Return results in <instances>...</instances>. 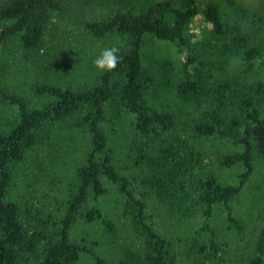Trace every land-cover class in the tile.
<instances>
[{
  "label": "trees",
  "instance_id": "obj_1",
  "mask_svg": "<svg viewBox=\"0 0 264 264\" xmlns=\"http://www.w3.org/2000/svg\"><path fill=\"white\" fill-rule=\"evenodd\" d=\"M73 1L11 0L0 8V52L5 42L14 40L25 57L36 52L55 71L69 72L72 51L56 44L46 46V37L56 19L70 14ZM242 1L145 0L139 10L115 7L107 14L88 16L80 33L99 50L98 55L106 48L119 49L122 59L115 70H97L90 84L39 83L35 93L49 102L37 107L0 86V101L5 104L0 109V264H18L24 252L37 255L35 264H77L84 253L72 235L79 221L101 222L107 231L118 230L101 207L102 198L112 189L125 199L124 226L142 244L138 249L126 239L121 264H175L171 240L148 221L151 196L178 208L190 205L191 215L201 212L208 228L215 208L223 206L229 221L242 231L233 202L253 175L256 162L264 160V77L246 84L220 80L219 76L211 80L201 73L208 47L223 52L227 63L239 66L241 75L256 68L264 72L263 38L258 31L252 26L245 32L236 30L223 16L221 4L235 7ZM251 2L264 13V0ZM148 35L184 54L185 75L176 92L195 107L185 126L192 137L177 138L182 124L177 114L151 101L156 78L144 66ZM7 62L8 66L0 65V74H6L8 67L17 68L12 57ZM190 138H219L235 146L221 154L220 162L241 169L238 182H221L207 171L202 165L203 153ZM57 139L60 146L67 145V151L58 149L67 155L74 150L77 158L66 178V191L52 197L54 209L46 220L50 229L40 248L22 221L24 204H29L26 175L30 169H46V157L54 155ZM124 152L135 165L147 169L143 189L133 187L134 178L120 157ZM256 240L251 260L261 264L264 226ZM195 249L215 263L221 246L213 234L209 241H194L191 250ZM97 264H107V260L98 258Z\"/></svg>",
  "mask_w": 264,
  "mask_h": 264
},
{
  "label": "rangeland",
  "instance_id": "obj_2",
  "mask_svg": "<svg viewBox=\"0 0 264 264\" xmlns=\"http://www.w3.org/2000/svg\"><path fill=\"white\" fill-rule=\"evenodd\" d=\"M10 1L0 0V8ZM139 1H73L70 14L67 15L66 19H56L46 37V46L51 47L56 44L60 48L72 51L73 57L68 60L69 72L55 71L49 62L36 52H32L28 58L25 57L22 54V48L14 40L5 42L0 52V65L2 67L8 66L7 59L12 57L16 60L17 68L10 70L8 67L5 71L6 74H0V86L23 96L31 107H37L49 102L47 98L35 93L34 88L39 83L62 86L92 83L97 72L93 62L100 55H98L99 50L92 48L88 39L81 35L82 23L88 16H101L115 7L139 10V7L144 6L145 0H141L142 3ZM221 9L225 21L233 24L236 30L242 29L241 31H244L246 28L254 27L258 31L257 34L263 38L262 43L264 45V29L262 28L264 26V13L259 12L251 0H243L235 7L221 4ZM260 17H262V21L259 20ZM258 27L261 30L257 29ZM200 30L199 27L196 32H200ZM144 52L145 70L149 75L156 78L151 101L155 105L169 108L177 114L179 123H182L176 133L177 138L192 137L185 126L195 107L188 104L176 92L179 80L185 75L184 54L172 44L151 35L145 38ZM6 54L9 57H6ZM204 61L205 65H203L201 73L203 72L207 77L211 76L209 78L211 80H216V76H219L220 80L232 79L233 82L251 84L264 77V72L261 69L258 70L259 68L254 71L247 70L246 74L241 75L239 66L233 65L232 62L227 63V56L223 52L210 47L206 51ZM240 77H243L244 81L235 80ZM3 107L5 104L0 101V109ZM57 140L59 143L56 145L54 155L46 157L48 162L46 169L44 171L30 169L26 175L29 180V182H25L28 183L26 188L29 204H24L22 221L29 232V236L38 239L40 248L47 241L44 236H47L50 229L46 220L51 214V210L54 209L51 206L52 197L57 192L66 191L68 185L66 178L69 177L72 171L70 168L73 162L75 164L74 160L77 158L74 150L68 151L70 154L67 155L66 152L58 149L60 140ZM189 141L203 153L202 165L207 171L212 172L221 182L232 184L238 182L241 169L238 167L227 168L220 162L221 154L235 150V146L225 143L219 138L205 140L190 138ZM60 147L67 151V145ZM63 155L64 159L62 158ZM120 157L128 165L126 168L128 175L134 178L133 187L137 186L143 189V180L147 169L135 165L134 159L131 160L125 152ZM53 177L54 181L52 180ZM51 187H54L55 191H51ZM233 206L235 216L242 226L241 232L237 230L238 226L229 221L223 206L215 208L214 216L209 222L210 228L203 225L204 217L201 212L191 215L193 210L190 205L181 204V207L178 208L177 205L161 201L155 196L148 198L146 214L148 221L152 222L163 236L171 240L175 264H253L254 259H251L255 256L256 239H258L264 226L263 159L256 162L253 175L233 202ZM101 207L116 222L118 230L107 231L101 222L79 221L75 225L72 235L73 239L83 246L84 253L77 264H97L98 258L107 260V264H121L120 254L123 246L127 244L126 239L129 242H134L138 249H142L141 242L136 241L135 236L128 233L129 228L123 224L126 221L125 218H122L125 207L123 195L112 189L102 198ZM213 234L221 246L215 263L210 261V258H206L205 255L199 256L196 249L191 250L194 241H209ZM217 258H221V261ZM36 260L37 255L34 253L24 252L18 264H35ZM261 264H264V256Z\"/></svg>",
  "mask_w": 264,
  "mask_h": 264
},
{
  "label": "clouds",
  "instance_id": "obj_3",
  "mask_svg": "<svg viewBox=\"0 0 264 264\" xmlns=\"http://www.w3.org/2000/svg\"><path fill=\"white\" fill-rule=\"evenodd\" d=\"M119 49L116 47L106 48L101 55L94 60L96 69L101 72H112L117 68L122 57L118 55Z\"/></svg>",
  "mask_w": 264,
  "mask_h": 264
}]
</instances>
